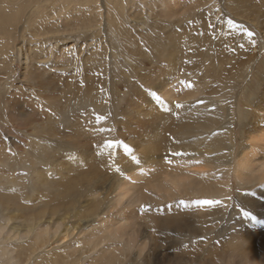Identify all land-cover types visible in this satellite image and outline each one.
<instances>
[{
	"label": "bare ground",
	"instance_id": "bare-ground-1",
	"mask_svg": "<svg viewBox=\"0 0 264 264\" xmlns=\"http://www.w3.org/2000/svg\"><path fill=\"white\" fill-rule=\"evenodd\" d=\"M47 2L0 0V264H154L147 243L185 229L200 262L221 211L197 205L188 219L161 206H223L232 178L251 208L264 196V0ZM14 132L27 136L23 152ZM106 140L122 143L97 155ZM165 175L179 194L153 189ZM258 210L245 227L259 238L227 244L241 264H264Z\"/></svg>",
	"mask_w": 264,
	"mask_h": 264
},
{
	"label": "rangeland",
	"instance_id": "rangeland-1",
	"mask_svg": "<svg viewBox=\"0 0 264 264\" xmlns=\"http://www.w3.org/2000/svg\"><path fill=\"white\" fill-rule=\"evenodd\" d=\"M56 3H57V0H49V2H47V3H45L44 4V9H52L53 8V6H56ZM99 41H101V42H106V38H105V35H103L102 34V36L100 37V40ZM19 66V65H18ZM255 71V70H254ZM89 73V72H88ZM255 73V72H254ZM249 79H251L253 82H251V86H249L248 87V85H246V83L244 82V84H242L241 85V87H240V89L237 91V95L240 93V90H241V92H244V90L245 89H247V87H248V89H250L251 87H253L254 86V82L256 81V79H255V77H253V75L251 76V78H249ZM255 79V80H254ZM8 82L10 83V87L11 88H13L15 85H20L19 84V80H15V78H14V80H8ZM17 82V83H16ZM13 86V87H12ZM121 90L123 91L124 90V88H123V86L121 87ZM3 92V91H5V88H0V92ZM105 93V92H104ZM106 94V93H105ZM104 94V95H105ZM125 96V95H124ZM122 104V103H121ZM25 107V106H24ZM26 108V110H27V108H28V110H29V107L28 106H26L25 107ZM73 115V114H72ZM71 119H75V117H72ZM89 121L91 122V120L89 119ZM89 121L88 122H86L87 124H88V128H90V125H89ZM132 121H134V120H132ZM137 127H138V125L136 124V123H134ZM133 125V124H132ZM132 127V129H133V126H131ZM140 127V126H139ZM132 135V133H122V136H121V140H125V141H128L129 139H131L130 137H132L131 136ZM4 136V135H3ZM6 136V135H5ZM8 136V135H7ZM11 136V137H10ZM14 138H13V137ZM7 139H9L10 141H12L13 143H14V145H16L18 148H19V150L18 151H22L23 149H24V147H25V142L26 141H28L27 140V136L26 135H23L22 133H16V132H14V133H10L9 134V136H8V138ZM93 142V144L95 145V140H93L92 141ZM98 144V143H97ZM136 152L138 151V150H136V149H134ZM23 152V151H22ZM167 166L165 167V169L167 168V170H170V168H168V165L169 164H166ZM172 165V164H171ZM170 166V165H169ZM155 169V171H156V168H154ZM157 171H159V170H157ZM18 175L20 176V177H22V178H24V176H25V173H24V171H20V170H18ZM156 174V173H155ZM110 180H107L106 182V185L107 184H111V181L109 182ZM231 185H232V191H230V193H231V195L229 196V198H227L226 200L227 201H225L226 203H224L223 202V206L222 205H217V203H214V204H212V205H206V206H204V205H202V204H198V203H195V202H197V201H200V200H213V199H207V198H201V197H194V199H193V203L190 205V206H186L185 204H183V205H180V203H176L175 204V206H173V202H168L167 204H165V205H168V206H165V205H162L161 206V210H163L162 211V213L164 212V214L166 215V214H168L167 212H169V210L170 211H174V212H180V213H182L183 212V214H185V216H187L188 217V219H190V218H192L194 215H197L198 213H196V212H192V209H197V205H198V208L200 209V207H202V211H205V209L204 208H207L208 207V209L209 208H217V211H221V213L219 214V216H221V220L219 221V222H217L216 224H215V226H214V231L216 232V236H214V238H208V236L206 237L205 235L203 236V238H202V246L205 248V249H207V254H205V255H203L202 256V259L203 260H201L200 262H195L194 260H196V259H194L193 257H192V254L195 252V248H197L196 246H194V245H192V243H191V240H189L190 239V237L192 236V230H191V234H189V232H188V230H184V233H181V234H179V232H174L173 233V236H170V237H167V239L166 240H164L165 241V244H164V242H163V240L160 242V246L159 247H156V248H151V244H149V243H147L146 245V248H145V250H144V252H143V254H146V253H148V252H151V253H153V255H154V257H152L153 258V260H152V262L154 263V264H165V262H166V264H200V263H202V264H207V261L208 262H211V263H213L214 262V264H241V261H240V259H238V257L235 255V257H232V256H234V254H232V253H229L228 254V252H229V249L230 248H228V246H227V244H228V242L230 241V244L232 243V242H234L235 244H236V242H242V240H247L248 238L250 239L251 237L254 239V238H259V236L258 235H253L252 233H249L248 231L251 229V230H253L251 227H245V226H247L250 222H251V220L250 219H248V218H245L243 215H242V213H241V211H240V208L241 207H243L245 210L247 209V211H249V212H251L252 213V215L255 213H259L260 211L258 210V208L261 210V209H263V205H264V196H262L261 195V197H259V198H257V196H255L254 195V197L256 198V199H258L259 201L257 202V204H256V206L253 208H251V206L250 205H248L247 203H246V201L249 199V197L250 196H252V194H250V193H248L247 191H246V189L245 190H241L240 192H239V188L238 189H236L237 188V182H236V180L234 179V178H232L231 179ZM258 195V194H257ZM253 197V196H252ZM199 198V199H198ZM201 198V199H200ZM196 199V200H195ZM261 199V200H260ZM179 200H180V202L181 201H184V203L185 202H187L186 200H188V199H186V198H184V199H180L179 198ZM230 200V201H229ZM213 201H216L215 199L213 200ZM232 201V202H231ZM229 203V204H228ZM233 203V204H232ZM226 204V205H225ZM196 205V206H195ZM199 205H200V207H199ZM202 205V206H201ZM230 205V206H229ZM173 206V207H172ZM220 206H222L221 208H220ZM225 206V207H224ZM226 206H228L227 208H226ZM164 207H165V209L167 208V207H169V208H167V210H166V212H165V210H164ZM172 207V208H171ZM177 207V208H176ZM231 207V208H230ZM232 210V211H230V209ZM181 209V210H180ZM189 209H190V211H189ZM226 209V210H225ZM180 210V211H179ZM188 210V211H187ZM224 210V211H223ZM225 211H228V212H225ZM191 213V215H188V214H190ZM201 213V212H200ZM228 213V214H227ZM228 215H229V218L231 219H229L228 218ZM242 216V217H241ZM256 216V215H255ZM226 218V219H225ZM256 218H258V216H256ZM258 219H261V217L260 218H258ZM226 220V221H225ZM239 223V224H238ZM246 223V224H245ZM237 225V226H236ZM246 229V230H245ZM233 231V232H232ZM166 232V231H165ZM220 233V234H219ZM230 233V234H229ZM247 234V235H246ZM162 234H158V236H161ZM164 236H165V233L163 234ZM209 235H211V234H209ZM235 235H236V237H235ZM225 236V237H224ZM241 236V237H240ZM256 236V237H255ZM224 237V238H223ZM170 241H169V240ZM216 239V240H215ZM168 240V241H167ZM189 240V241H188ZM221 240V241H220ZM227 242H226V241ZM194 241V240H193ZM192 241V242H193ZM226 243H225V242ZM247 241H245V243H246ZM165 246H164V245ZM166 245H167V247H166ZM162 246V247H161ZM217 246V247H216ZM216 247V248H215ZM223 247V248H222ZM163 248V249H162ZM214 248V249H213ZM169 249V250H168ZM209 249L212 251V253H210V251H209ZM166 250V251H165ZM175 254H179V256H181V262H179V261H177V260H173V257H174V255ZM196 254V253H195ZM210 255L212 256V258L213 259H208L209 257H210ZM224 258H223V257ZM197 257V256H196ZM231 257V258H230ZM2 258V257H1ZM162 259V260H161ZM168 259H170L169 261H168ZM220 259V260H219ZM231 259V260H230ZM163 261V262H162ZM231 261V262H230ZM158 262V263H157ZM253 264H256L255 262L253 263Z\"/></svg>",
	"mask_w": 264,
	"mask_h": 264
},
{
	"label": "snow or ice",
	"instance_id": "snow-or-ice-1",
	"mask_svg": "<svg viewBox=\"0 0 264 264\" xmlns=\"http://www.w3.org/2000/svg\"><path fill=\"white\" fill-rule=\"evenodd\" d=\"M228 24L230 26H232V27H235L236 26L235 25V22L232 21L231 19H229ZM211 26L212 25L209 24V27H211ZM244 31H245L246 35L250 39L255 35L252 31H250L248 29H244ZM252 43L254 44L255 41L252 40ZM181 83L183 84L184 82L181 81ZM81 86H83V84H81ZM188 87H192V85L189 84ZM151 95L153 96V98L155 99V101L157 103L164 104V101L162 100V98L157 93L152 92ZM177 107H180V105H177ZM95 118H96L97 121H103V120H106L107 119V117L100 116V115H97ZM98 131L99 132H108V131H110V129L100 128ZM120 143H122V142H120V141H114V140H106L103 145H99L98 146L99 151L97 152V155H102L105 150H114L117 147V145L120 144ZM123 150H124V152L126 154H128V155L131 156V159H132L133 162H135V164L139 165L141 163V161L137 158V156L134 155V154H132V149L127 144H124L123 145ZM177 155H182V153H173V156H177ZM164 159H165V163L166 164H169V165L172 164V160L169 159L168 157H165ZM114 161H115V152L112 151V152L109 153V167H115V171L118 172V173H120L121 175H123V173L121 172L120 167L119 166H116ZM140 172L143 175L144 174V169L141 168ZM181 203L183 204L184 201H181ZM196 203L202 204V205H212V204L217 203V202L216 201H213V200H200V201H197ZM141 209L143 211H147V208L145 206H141ZM240 211H241L242 215L245 218H248V219L254 221L255 223H258L259 222V221H257V218L254 215H252L251 212L245 210L243 207L240 208Z\"/></svg>",
	"mask_w": 264,
	"mask_h": 264
},
{
	"label": "clouds",
	"instance_id": "clouds-1",
	"mask_svg": "<svg viewBox=\"0 0 264 264\" xmlns=\"http://www.w3.org/2000/svg\"><path fill=\"white\" fill-rule=\"evenodd\" d=\"M153 189L159 192L162 196L177 195L180 189L176 187L172 179L165 175L162 181H156L152 185Z\"/></svg>",
	"mask_w": 264,
	"mask_h": 264
}]
</instances>
